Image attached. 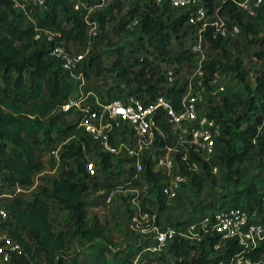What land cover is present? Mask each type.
<instances>
[{"label": "trees", "instance_id": "trees-1", "mask_svg": "<svg viewBox=\"0 0 264 264\" xmlns=\"http://www.w3.org/2000/svg\"><path fill=\"white\" fill-rule=\"evenodd\" d=\"M74 1L47 0L45 8L36 9L31 13V18L35 21L22 26L15 20L18 15L11 1L0 0V188L8 193L2 198V202L9 214L8 219L1 222L0 226L6 229L9 236L23 249L17 264H67V255L64 253L66 231L56 229L50 218L54 205L65 212L66 221H73V227L67 230L71 235H79L88 242L105 237L106 223L97 215L89 217L87 209L110 198L111 191L118 188L117 181L124 185L132 179L131 169L126 175L121 170L111 169L114 159L109 153H98L102 174L106 176L94 179L95 176L85 169L87 160L80 144L70 142L62 144L63 152L59 157L65 165L56 177L34 191L30 197H26V193L21 190H16L17 186L32 184L34 173L45 166L39 157L46 150L52 149L50 145L73 135L76 128L75 124L65 121L64 112L60 110L73 93V82L56 61L47 57L46 45L42 49L31 50L30 42L34 28L56 30L59 33L58 39L64 41L84 39L87 31L84 17L90 7L100 5L103 1L77 0L81 4L86 3L79 9L74 8ZM204 1L209 11H213L214 0ZM239 1L221 0L218 13L222 18L227 16L228 19L222 20L228 29L233 23H238L240 31H253L254 22L264 21V0L257 15L252 18L244 16L237 6ZM140 4H135L113 29L115 33L124 30L129 32L125 25L131 19L138 18V43L127 49L123 45H112L108 51L114 57L111 63L103 64L98 56H93L85 68L94 66L96 74L104 71L111 73L130 89L126 95L149 101L164 95L177 108L185 93L186 83L177 81L171 86H164V74L155 62L160 58L169 64L182 65L191 63L194 59L196 53L190 49V45L187 47L181 43L170 46L172 39H185L190 36L195 38L192 27L186 22L188 12L185 11L171 19L169 14H166L167 5L156 6L151 0ZM118 7L119 4L112 3L92 17H96L99 27L105 28L106 23L111 20L108 13ZM92 17L89 19L94 21ZM203 40L209 42L211 48L221 51L226 60L222 63L213 59L203 65L206 82L219 70L237 72V76L241 80L244 79L245 70L241 68V60L236 57L231 62L228 56L231 44L229 35L223 37L215 30V26H208L203 32ZM140 51L142 56L138 57ZM254 56L264 63V44ZM53 62L57 65H53ZM85 68L83 72L85 77H88ZM249 91L250 95L244 99L239 98L238 101L225 98L224 107L231 117L229 121H222V134L217 140L221 144V155L217 156L216 148L211 163L201 161L198 157L189 158L190 162H198L199 172L192 171L185 162L178 159L179 171L188 176L192 184L203 187L205 176L215 163L216 157L227 167L239 166L256 143L259 144V152L264 154V69L256 76L255 85ZM100 96H108L106 100H110L119 98L121 93L111 94L107 91L105 95ZM208 112L219 121L215 107H210ZM258 126H261V132H258ZM80 139L85 137L81 136ZM253 139L256 140L255 143ZM88 148L87 146V150ZM141 178L157 184L163 175L147 163ZM132 183L139 184L140 180L135 179ZM101 189L103 191L96 197H87L89 192ZM234 196L236 202L231 206L256 210L257 215L264 221V183H252L243 190L236 191ZM241 196L245 198V204H238V198ZM166 207V203L160 198L159 209ZM144 210L151 209L145 207ZM190 221L192 219L182 222ZM218 241V234L212 230L200 240V247L175 234L168 244L167 251L173 252L176 258L166 260L164 250L159 252V258L164 260L163 264H204L205 261L215 264L218 258L240 251L253 261L264 264V239L256 245H243L237 239L229 238L224 244L214 248ZM191 248L199 249L200 254L213 249H218L219 252L211 258L201 259L200 254H190ZM38 253L41 254L40 258H37ZM134 253L135 250L129 251L125 256L116 255L110 260L111 264H130ZM0 264L10 263L0 261Z\"/></svg>", "mask_w": 264, "mask_h": 264}, {"label": "rangeland", "instance_id": "rangeland-1", "mask_svg": "<svg viewBox=\"0 0 264 264\" xmlns=\"http://www.w3.org/2000/svg\"><path fill=\"white\" fill-rule=\"evenodd\" d=\"M103 3L90 7L88 10V18L94 16L95 13L103 11L112 3L119 4L118 8L112 9L108 16L111 18L105 25V28L99 27V22L94 17L98 35L95 37H88L85 34L84 39L79 41H64L66 46L74 53L84 54V61L81 63L78 72L75 73L76 77L67 76L74 84L76 92L78 93V84L80 73L87 67L91 57L98 56L103 64H109L114 59L109 54V49L112 45H123L125 49L133 48L138 43L139 29L126 32L125 30L119 33L113 32L115 26L120 23L128 11L141 3L140 0H102ZM221 0H214V9L211 11L209 20L214 19L216 23H221L224 19H228L226 15L222 16L218 13L219 4ZM86 3L83 4V6ZM166 14H169L173 19L181 13L187 11L186 9H174L166 7ZM16 21L22 26H27L35 21L34 18H28L17 12ZM225 23V21L223 22ZM226 24V23H225ZM253 31H240L235 36H231V44L228 49V56L230 61L233 62L238 57L242 64L241 68L245 70L244 79L241 80L237 76V72L218 71L217 79L212 86L209 85L206 102L203 105L204 111H209L210 107H215L219 114V122L223 127L222 121H229L231 115L224 107L225 98L238 101L239 98H246L250 95L249 89L255 85L256 76L264 69L262 60H258L254 53L261 49L264 44V21L253 23ZM241 30V29H240ZM227 32V31H226ZM193 38L187 37L185 39H172L171 45L181 44L189 46ZM250 41V42H249ZM31 50H39L45 47L44 43L35 42L30 38ZM138 57L142 56V51L137 54ZM218 59L225 63V58L221 51H217L210 47L209 42H204L201 47V52L196 53L191 63L169 64L161 61L160 58L156 60L158 69L163 72L165 77L164 86H168L166 75L172 74L173 81L175 82H190L195 80V71L199 67H203L206 62ZM53 65H57L53 62ZM86 69L88 77L84 75V85L80 90L86 92L91 91L99 99L106 100L108 96L105 95L107 91L111 94L117 92L121 93L119 98L128 94L129 90L118 78L109 72L96 74L95 67L90 66ZM66 74V73H65ZM1 82V70H0ZM220 87H223L220 90ZM249 87V89H247ZM63 118L69 124H74L76 121L75 112H64ZM245 126V124H242ZM74 138L67 140L69 137L62 139L50 145L51 148H58L55 156L50 154V150H46L39 158L44 162L45 166L34 173L32 184L28 186H20L19 191L26 193V197H30L34 191L39 190L44 184L49 183L53 177H56L60 169L65 165V162L60 160V154L63 152L62 144L74 142L76 145L82 136V132L75 128ZM220 141L217 142V156L221 155ZM88 158L93 161L95 171L94 179L105 177L102 174L98 153H90ZM114 163L111 169L121 170L126 175L130 169L129 161L124 156L123 152H118L113 156ZM177 170V169H176ZM204 179L203 187H198L190 182L187 176L185 182L179 184L173 196H165L161 193V184L166 181L162 178L157 184L148 180L141 179L139 184H124L117 181L118 188L111 191L110 198L101 202L97 206H89L87 213L89 217L97 215L99 219L106 223L105 237H98L92 242H88L81 236H73L67 232L69 228L73 227V221L64 218L65 212L60 210L57 206H52L50 218L56 229H62L65 234L67 255V264H111V261L116 255L125 256L129 251H134L139 246L150 245L153 243L154 230L162 228L166 225H174L178 228V222L183 220H197L200 216L210 212L215 207L231 206L234 204V193L243 190L246 186L252 183H264V154L259 152V144L256 143L250 150L245 160L239 166L227 167L218 157L215 158V163L208 170ZM123 174V176H124ZM121 178V177H120ZM103 190L91 191L87 195L88 198L96 197ZM244 196V195H243ZM243 196L238 198V204H245L246 200ZM160 198L166 203V208L159 209ZM150 208V211H145L144 208ZM140 208V210H138ZM206 233L199 235L190 234L185 237L196 246L200 245V240ZM215 248V247H214ZM218 250V249H217ZM215 249L208 253H199V249L191 248L190 254L198 256L201 259H208L218 255ZM166 251V260H174L176 257L173 252ZM41 254H37L40 258ZM158 257V256H157ZM19 257H13L9 262L10 264H17ZM104 261V262H103ZM164 262V260H160ZM120 264V263H117ZM204 264H210L205 261ZM213 264V263H212Z\"/></svg>", "mask_w": 264, "mask_h": 264}, {"label": "built area", "instance_id": "built-area-1", "mask_svg": "<svg viewBox=\"0 0 264 264\" xmlns=\"http://www.w3.org/2000/svg\"><path fill=\"white\" fill-rule=\"evenodd\" d=\"M16 11L28 18L31 13L45 8L47 0H10ZM143 4L146 0H140ZM263 0H240L237 6L244 16L252 18ZM156 6L167 5L174 9H186L187 24L194 33L190 49L201 52L203 32L208 26H215V30L223 37L235 36L240 31V25L233 23L228 29L225 23H216L209 20L210 11L204 0H151ZM75 9L83 6L79 1L73 2ZM142 8L139 9L141 11ZM88 37L98 35L95 21L85 15ZM139 24L138 18L127 22L125 28L133 31ZM227 31V32H226ZM59 33L49 28H34L32 39L44 43L47 47V57L56 61L60 69L68 76L76 77L84 54L71 51L64 40L58 39ZM216 73L210 81H205L203 67L195 71V80L191 84L185 82V93L182 95L180 105L175 108L164 95L153 100H145L134 95H125L122 98L102 100L91 91H82L84 85V72L78 76V93L74 87L73 93L67 103L61 107L63 112H75L76 129L82 132L85 139H79V144L87 160L85 169L93 175L94 163L88 158L90 153H109L116 155L123 152L129 161L132 170V179L127 184L138 179L141 181L142 172L146 164L153 170H159L166 178L161 184V193L173 196L179 184L186 181L187 176L179 171L178 159H181L189 169L199 172L200 166L196 160L189 161L191 157H198L201 161L211 163L216 154L217 140L222 134V125L203 110L206 102L209 85L212 86L217 79ZM168 86L174 84L172 74L166 75ZM223 87H220L222 90ZM264 123V114H263ZM258 126V132H261ZM71 135L67 140L74 138ZM253 139V143H255ZM88 143V145H87ZM87 146L89 147L87 150ZM58 148H52L50 154L55 156ZM177 169V170H176ZM151 182V181H150ZM20 187L17 186L16 190ZM8 195L0 188V224L6 221L9 214L3 205L2 198ZM109 199V197L107 198ZM140 210V208H138ZM213 231L218 234V248L227 239L235 238L243 245H256L264 239V221L257 215L256 210H248L240 206L215 207L203 214L197 220L187 223L166 225L154 230L153 243L137 247L130 264H163L159 252L166 250L175 234L189 237L190 234L199 235ZM23 254L21 245L11 238L6 229L0 226V261L10 262L13 257ZM158 256V257H157ZM215 264H261L238 251L232 255L220 257Z\"/></svg>", "mask_w": 264, "mask_h": 264}]
</instances>
